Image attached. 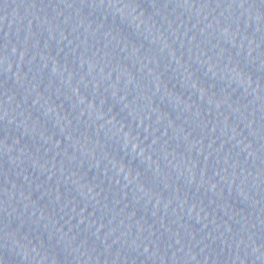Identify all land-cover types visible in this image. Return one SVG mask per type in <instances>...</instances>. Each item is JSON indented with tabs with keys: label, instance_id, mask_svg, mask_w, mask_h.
I'll return each mask as SVG.
<instances>
[{
	"label": "water",
	"instance_id": "1",
	"mask_svg": "<svg viewBox=\"0 0 264 264\" xmlns=\"http://www.w3.org/2000/svg\"><path fill=\"white\" fill-rule=\"evenodd\" d=\"M0 264H264V0H0Z\"/></svg>",
	"mask_w": 264,
	"mask_h": 264
}]
</instances>
